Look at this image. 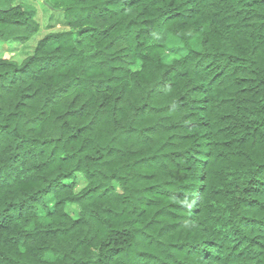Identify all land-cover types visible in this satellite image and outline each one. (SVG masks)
<instances>
[{
    "label": "trees",
    "instance_id": "1",
    "mask_svg": "<svg viewBox=\"0 0 264 264\" xmlns=\"http://www.w3.org/2000/svg\"><path fill=\"white\" fill-rule=\"evenodd\" d=\"M0 42V264H264V0H0Z\"/></svg>",
    "mask_w": 264,
    "mask_h": 264
},
{
    "label": "rangeland",
    "instance_id": "2",
    "mask_svg": "<svg viewBox=\"0 0 264 264\" xmlns=\"http://www.w3.org/2000/svg\"><path fill=\"white\" fill-rule=\"evenodd\" d=\"M37 8H38V21L41 24V27H44L47 21L48 13L45 11V9L40 4H37ZM44 31H45L44 29L41 30V32H44ZM166 45L172 49H177L178 47V43L176 42V40L172 38H167ZM18 49H19L18 44L10 45V44H5V43L0 42V57L9 58L14 53H16ZM173 56L174 55L171 54L170 58H172ZM138 68H139V63H137L134 66V69H138Z\"/></svg>",
    "mask_w": 264,
    "mask_h": 264
}]
</instances>
